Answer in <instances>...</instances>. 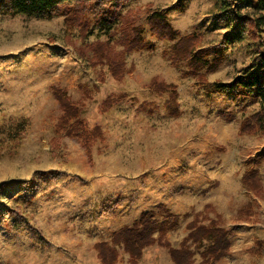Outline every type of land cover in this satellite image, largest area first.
Returning <instances> with one entry per match:
<instances>
[{"label":"rangeland","instance_id":"rangeland-1","mask_svg":"<svg viewBox=\"0 0 264 264\" xmlns=\"http://www.w3.org/2000/svg\"><path fill=\"white\" fill-rule=\"evenodd\" d=\"M221 1L121 0L110 25L82 1L47 19L0 14V264H102L99 243L128 264L111 237L145 212L175 218L164 237L172 248L195 218L213 220L229 242L214 264H264V134L239 133L259 103L207 97L187 61H170L173 44L193 33L208 59L224 57L208 82L249 68L250 40L219 44L233 26L223 6L234 0ZM153 12L166 15L173 40L150 35ZM134 28L140 45L126 52ZM260 36L264 52V25ZM97 44L110 61L125 59L121 80ZM56 91L79 110L61 127ZM250 171L258 193L242 180ZM204 248L190 244L195 264ZM166 251L153 245L138 264H172Z\"/></svg>","mask_w":264,"mask_h":264},{"label":"trees","instance_id":"trees-1","mask_svg":"<svg viewBox=\"0 0 264 264\" xmlns=\"http://www.w3.org/2000/svg\"><path fill=\"white\" fill-rule=\"evenodd\" d=\"M73 1H82L91 3L96 10V23L102 25H110L112 18L110 14L118 11L121 0H0V14L21 15L28 18H53L58 13V8L62 5H68ZM223 0L220 4L224 5ZM238 8V10H235ZM223 16L231 21V38L224 36L221 41V47H224L229 41H241L248 39L255 50V56L250 62L247 70L235 77L230 83L208 82L206 75L214 72L224 61L223 56H213L208 59L206 51L201 47V40L195 34H188L180 37L173 44L170 54L171 62L187 61L190 73L195 74L198 84L205 92L207 97L213 95H221L225 97H234L236 100L240 98H249L259 103V111L244 118L240 124V134L257 133L264 134V52L261 50V31L264 25V0H234L233 6H223ZM253 9V14L251 11ZM242 10V11H239ZM256 13V14H255ZM150 35L158 39L173 40L176 32L171 29L166 20V15L161 12H153L147 19ZM135 36L130 41H125L126 52L132 51L140 45V37L142 31L134 28ZM91 47V46H89ZM94 47V48H93ZM93 53L100 59L99 62L109 61V71L111 76L116 80H121L125 72V59L120 57L110 61L108 59L109 48L105 44H97L92 46ZM162 91L167 87L161 83L158 84ZM55 96L63 111V116L59 119L58 125H68L71 118L77 117L79 110L70 105L59 92H55ZM172 99V105L175 98ZM71 133V130H68ZM247 173V172H246ZM244 173L242 180L246 187L254 193L260 192V187L254 182L256 173L250 171ZM249 206V205H248ZM171 217V216H169ZM175 218L159 221L155 219L151 212L143 213L139 220L129 228H122L112 234L114 244L122 245V249L128 254V264H138L142 259L143 252L158 244L160 247L167 249V255L172 264H195L190 244L198 250L205 247L199 252L200 261L197 264H214L223 257L229 248L224 230L217 227L213 220L207 225L199 224L195 218L188 224L190 229L188 235L181 241L179 248H172L170 244L164 240L166 229L173 225ZM102 264H116L117 252L115 248L107 243H99L95 245Z\"/></svg>","mask_w":264,"mask_h":264}]
</instances>
